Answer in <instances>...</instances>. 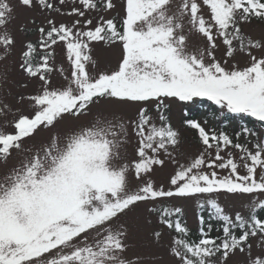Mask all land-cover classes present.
<instances>
[{
    "label": "snow or ice",
    "instance_id": "1",
    "mask_svg": "<svg viewBox=\"0 0 264 264\" xmlns=\"http://www.w3.org/2000/svg\"><path fill=\"white\" fill-rule=\"evenodd\" d=\"M203 3L210 8V19H205L198 0H126L118 23L117 17L104 15L115 11V0H58L62 6L71 4L66 13L56 0H18L27 10L77 19L57 25L49 18L47 27L37 29V43L24 44L19 68L38 79L40 92L18 97V103L31 102L33 116L17 110L11 122L15 131L0 130V264H133L124 257L131 228L124 218L141 207L159 213V222L179 234L171 253L180 264H226L236 252L247 254V264H264V256H252L251 243V238L264 243V216L258 215V210L264 211V200L253 198L245 205L246 217L229 214L217 199L264 194L261 134L241 125L230 136L188 118L185 123L197 131L204 150L187 164L170 150L180 141L166 115L168 99L211 101L220 117H250L264 128V37L256 39L243 31L253 19L264 22V0ZM14 11L10 0H0V62L7 61L16 44L8 31ZM86 13L97 15L95 24ZM193 34L203 43L190 47ZM59 42L66 47L70 74L64 76L66 85L52 89L51 74L64 72L55 63L54 46ZM93 42L120 45L116 70L90 73L89 66L95 67ZM221 46L224 51L218 58ZM238 54L248 57L243 67ZM102 100L141 106L136 119L125 121L97 111L89 124L70 125L63 137L55 133L38 149L24 146L41 126L51 129L65 120L92 116L93 105ZM153 102L155 118L144 106ZM8 108L0 107V115ZM129 126L136 138L131 161L126 159ZM228 149L239 150L243 163ZM13 151L24 155L10 164ZM167 161L177 167L165 188L151 177ZM191 197H206L198 207L210 205L221 236H210L212 226L201 216L199 239L191 240L181 207L155 206L163 198ZM161 235L154 233L156 239Z\"/></svg>",
    "mask_w": 264,
    "mask_h": 264
},
{
    "label": "rangeland",
    "instance_id": "2",
    "mask_svg": "<svg viewBox=\"0 0 264 264\" xmlns=\"http://www.w3.org/2000/svg\"><path fill=\"white\" fill-rule=\"evenodd\" d=\"M10 2L14 6L15 11L13 13V19L8 25V31L15 38L16 44L7 61L0 62V107H3V105L9 106L8 109H5V114L0 115V130L7 133L15 131L11 122L16 118L13 113L17 110H20L30 117L33 116L35 112V109L30 106V101L25 100L21 104L17 102L18 97L21 94L34 95L40 92V82L38 79L28 77L19 68L22 52L24 51V44L29 41L34 44L37 43L39 39L37 29L40 26L47 27L46 20L49 18L54 19L57 25L61 22L71 24L75 19H77L76 16L61 15L55 12L49 14L42 12L39 9L27 10L19 6L18 0H10ZM56 2L57 6L61 7L63 12L66 13L70 11L71 4L62 6L58 4V0H56ZM115 2L117 3L115 11H109L104 13V15L107 18L117 17V22L119 23V17L117 14H125L123 8L126 0H115ZM198 3L201 5V11L205 19H210V8L204 5L203 0H198ZM76 6L79 7V5ZM85 18H92L94 24L98 19L95 13H86ZM33 20L35 23H32ZM243 31L245 34L253 38H262L264 37V22L253 19L250 23H245L243 25ZM202 43L203 41L200 37L193 34L189 41V46L194 47ZM90 48V55L95 61V67L89 66L91 74L95 75L97 71L111 72L117 69L121 60V47L119 44L109 45L105 42H93L90 45ZM54 50L57 68L62 66L64 72L60 73L59 71H56L51 74L50 79L52 89L66 85L67 81L64 79V76L70 74V64L66 57V47L64 46V43L59 42L54 46ZM223 51V46H221L216 53L218 58H220ZM38 52L42 53L43 50L38 49ZM254 54L259 56L260 52L255 51ZM236 60L239 61L240 66L243 67L247 64L248 57L243 54H238L236 56ZM24 85H27V87H24ZM198 101L199 100L191 103L178 102L172 99L165 101V103L168 104L166 115L168 116V120L172 128L178 132L180 141L176 148L170 150L173 151L174 156L180 163L187 164L192 158L201 153L205 147L200 143L197 131L190 128L185 123L186 119L190 118L189 114L192 111L190 109H194V111H192V115H196V120L201 122L206 130L215 129L217 132L224 131L230 136H234L237 132H239L237 129L238 126L235 123H227L226 125H223L225 127L222 129V124L214 118H212V121L209 123L204 122L202 120L203 116L210 117L209 114H212V112H215L216 116L218 115L217 106L213 104L211 108L209 107L207 109L199 110L195 107ZM140 106L141 105L139 104H114L109 101L102 100L96 105H93L92 116L83 117L78 122L65 120L58 123L51 129H44L43 126H41L32 137L25 139L23 143L26 148L34 147L38 149L42 144H46L55 133H60L63 137V134L67 131L70 125H74L76 123L89 124L97 111L105 114L114 113L125 121L136 119L137 110ZM144 106L148 108L149 113L155 118L157 114L154 102L147 103ZM128 132L131 143L127 146L126 159L131 161L135 158L134 149L136 147V138L132 135L131 126L128 128ZM259 133L263 138L264 130L260 129ZM240 142H245L243 137H241ZM248 146L249 148H252L251 144ZM227 151H229L239 163H243L239 160V150L228 149ZM224 154V152L221 153V155ZM22 155L24 154L13 151V158L10 161V164L19 161ZM176 167L177 165L171 163V161H167L163 168L158 166L156 167L151 178L156 185H161L167 188L169 186V177L174 173ZM2 170L3 169H0V171ZM241 171L243 172V169H241ZM221 174L224 173L222 172ZM253 198L264 200V194H229L217 197L220 204L225 207L226 212L231 215L240 212L246 217L249 215V210L245 207V205L249 204ZM204 199H206V197H200L199 200L196 197L163 198L159 200L155 206L161 210L165 207H181L183 209V216L187 220L186 225L188 229H190V231H195L199 229L198 212L200 208L198 207V204L200 200ZM206 208L212 210L210 205L206 206ZM124 219L131 225L127 239L128 248L124 253V257L126 259L131 260L133 264H136L137 258H139V264H180V262L171 253L173 240L177 237V235L159 222V213L150 214L147 213L143 207H141L137 209L135 214L130 217H125ZM155 231H160L162 233L159 239H156L154 236ZM251 243L252 256H264V243L259 241L258 238H252ZM247 262L248 256L246 253L242 254L236 252L235 254L230 255L226 264H247Z\"/></svg>",
    "mask_w": 264,
    "mask_h": 264
},
{
    "label": "trees",
    "instance_id": "3",
    "mask_svg": "<svg viewBox=\"0 0 264 264\" xmlns=\"http://www.w3.org/2000/svg\"><path fill=\"white\" fill-rule=\"evenodd\" d=\"M208 104H210L208 101H206V100L201 101L200 100V102H198V107L200 109H201V107L205 109L206 108L205 105H208ZM210 107H211V105H210ZM192 109H190V110H192ZM192 111L189 114L190 118H194V116L192 115ZM203 119L206 121L211 120L208 117H203ZM219 119H224L225 123H223V125L226 123H235L238 126V128H237L238 131L240 130L241 125H246L247 127L253 128V129H255L256 132H258V128H262L261 123L259 121H256L254 118H250V117H246L244 120H240L239 118H236L235 120H231V119H226L224 117H219ZM211 212L212 211H207V208L205 207L204 210L199 211L198 218L203 216L206 224H210L212 226V231L209 233L210 236H212V237L221 236L222 231L219 230L220 229V222H218L216 219L211 217ZM258 215L264 216V211L258 210ZM182 221L185 223V218H183V216H182ZM199 228H201V223L199 224ZM188 230H189V239H191V240H198L199 239L200 229L195 230V231H190V229H188ZM172 231L174 232V230H172Z\"/></svg>",
    "mask_w": 264,
    "mask_h": 264
}]
</instances>
